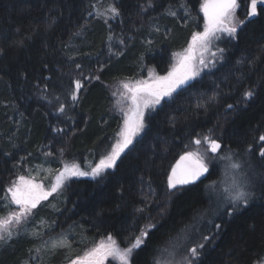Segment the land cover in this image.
<instances>
[{"label": "trees", "instance_id": "obj_1", "mask_svg": "<svg viewBox=\"0 0 264 264\" xmlns=\"http://www.w3.org/2000/svg\"><path fill=\"white\" fill-rule=\"evenodd\" d=\"M237 1L236 18L245 22L235 37L220 40L217 60L145 116L143 132L114 167L100 177L67 179L59 212L35 210L51 222L47 230L38 237L11 238L14 254L1 264L33 261L42 235L60 234L70 224L81 225L92 239L111 234L121 246H130L149 223L155 228L134 250L131 264H154L178 231L210 215L215 202L206 186L221 172V157L231 153L254 164L257 177L264 174V6L258 4L257 15L245 19L242 10L251 0ZM111 2L119 15L69 55L66 46L76 32L98 21L91 0H0V199L21 170L42 161L54 169L61 161L85 166L104 144L116 143L122 117L113 106V84L136 76L141 66L166 72L173 53L200 27L203 0ZM116 37L134 44L118 58L102 55ZM76 80L83 86L74 101ZM249 90L253 96L246 99ZM204 136L221 144L218 153L210 151ZM196 151L205 154L208 175L170 193L166 180L173 162ZM218 214L194 263L264 262V186L256 187L247 205L231 215ZM63 257V250L53 253L55 263Z\"/></svg>", "mask_w": 264, "mask_h": 264}, {"label": "snow or ice", "instance_id": "obj_2", "mask_svg": "<svg viewBox=\"0 0 264 264\" xmlns=\"http://www.w3.org/2000/svg\"><path fill=\"white\" fill-rule=\"evenodd\" d=\"M258 4L264 6V0H251L245 19L257 15ZM180 6L186 7L183 4ZM238 8L237 0H203L200 9L204 17L203 31L192 33L188 48L183 54H175L176 63L172 65L170 70L163 76H152L151 79L137 80L134 83L125 82L122 84L123 91L113 93L114 96L118 97V106L123 105L126 101L130 104L126 110L121 108L124 114V124L119 133L120 139L112 146V150L91 169V172L81 171L75 163L71 165L66 163L55 174L54 182L49 191H44L43 185L34 183L31 179H26L23 176L18 177L17 181L6 190L11 199L5 204V207L11 208V205L14 204L17 208L9 211L6 217H0V241L10 239L13 235L12 226L22 224L37 208L40 201L46 200L49 195L56 192L69 176L91 175L100 177L105 169L114 167L121 153L132 144L133 138L144 127L145 110L154 108L161 102L163 97L171 96L173 92L200 74V68L197 67L192 53L198 48L206 49L219 33H227L231 37L236 36L238 27L245 22L243 20L237 21L235 14ZM107 12L111 13L112 16L119 15V10L113 5H109ZM98 14L103 15L104 13ZM170 14L175 15L176 13L172 12ZM17 43L22 45L23 41H17ZM199 64L203 67L209 66L203 59L199 61ZM76 67L80 68L81 66L77 65ZM95 79H98V77H95ZM81 88V81L76 80L75 89L71 93L74 101L77 99V92ZM252 96L253 92L251 90L244 93L246 99ZM228 107L231 108L232 106L229 105ZM63 108L64 106L61 105L59 111H63ZM260 140L264 141V135L260 137ZM203 142L207 143L212 153H218L222 147L211 136H204ZM201 143L200 139L195 140V144L200 145ZM261 156H264V149H261ZM221 159L232 161V154L228 153ZM184 161L189 163L181 166V162ZM229 168L234 171L235 175H233L230 187L225 189L223 199L229 205L224 211L231 215L240 205H247L250 192L247 190L249 184L247 175L239 171L242 165L239 162H231ZM207 172H209V167L205 162V154L199 151L187 152L180 157V161L173 166L171 173L168 175L167 189L170 193L178 191L184 185L194 184ZM5 200H8L7 195ZM138 211H143V209H138ZM220 227L221 225H216L217 229ZM154 228L155 225L149 223L141 229L140 235L136 237L135 241L124 248H121L112 235L109 234L106 240L102 239L84 256L71 260L70 264H104V261L109 257L118 260L119 264H131L134 250L145 243L149 230ZM208 239V236L203 237L204 241ZM69 246L67 240L63 237L52 240L50 244L51 249ZM203 247L204 244H199L188 249L189 255L182 257L183 264H194L200 256V249ZM37 251H40V249H37Z\"/></svg>", "mask_w": 264, "mask_h": 264}, {"label": "rangeland", "instance_id": "obj_3", "mask_svg": "<svg viewBox=\"0 0 264 264\" xmlns=\"http://www.w3.org/2000/svg\"><path fill=\"white\" fill-rule=\"evenodd\" d=\"M91 2L93 3V9H92L91 14H93V16L97 18L98 21L87 23L85 24L84 27L80 28L76 32L73 39L66 46V52L69 55H74L79 50V47L81 45H86L87 43H89L90 42V40H88L89 36L93 33L100 31L101 27L103 29V26L105 27L109 26V21L114 19L115 17V16H112L111 13L107 12L109 5L114 6L111 0H91ZM249 7L250 5L248 6V9ZM248 9L242 10V12L244 11L248 12ZM98 13H104V14L100 15ZM201 14L202 15H201L200 27L195 31H203L204 17H203L202 11H201ZM227 38H229V35L227 33H219L217 38H215L208 45L206 49L198 48L192 53L197 67L200 68V74L194 77L193 79L199 77L207 68H209L210 65H212L217 60L216 57L219 54V49L221 46L220 40L223 39L224 41ZM110 41H112V44H110ZM110 41H109V46H106L104 48V51L102 54L108 58L109 56L114 57V58H118L119 56H122L129 49V46L132 47L134 44L133 40L124 42L118 37H116L115 39L112 38L110 39ZM188 45L189 43L184 48L179 49L173 53L172 61L169 64V69L166 72L160 73V72L155 71L154 68L151 66H148V67L141 66L140 71L138 72L136 76L131 75L129 78L128 77L126 78L124 76L120 78L117 82H115L113 84V87H115V89L113 90V93H118L120 91H123L122 84L125 82L134 83L137 80L151 79L152 76L165 75L170 70L172 65L176 63L175 54H183L185 50L188 48ZM115 46H116L117 51H115V48H114ZM201 59H203L209 66L208 67L201 66L199 64V61ZM142 64H145V62ZM141 71L142 73H140ZM81 84L83 86L82 81H81ZM183 86H181L180 88H182ZM175 92H173L172 95ZM113 93H112V96H113V102H114L113 103L114 109L122 117V123L117 131V134H119L124 124V114L121 111V108L126 110L129 107L130 102L126 101L123 105L118 106L117 105L118 97L114 96ZM171 96L163 97L161 101L163 99H169ZM157 106L158 104L154 108L146 109L145 116L151 113ZM144 128H145V119H144V127L133 138L132 144L139 137V135L143 132ZM114 144L115 142H112V143L109 142V145L104 144L98 150V153H96V155L93 156V158H96V159L93 160L92 158L91 162L86 161L85 166L80 165L77 161H75L74 163L79 166L81 171L91 172V169L95 167L96 164L99 163L100 159L103 156H106L112 150V146ZM231 162H239L242 165V168L239 171L247 175V178L249 181L247 190L250 192L249 200L251 198V195L253 194V190L256 189V187L258 188V187L264 186V174H261L260 177H257L256 168L254 164H251L248 160H241L240 158L233 157V156H232V161L225 160V162L222 165L221 172L218 170L214 174V178L212 177L210 180H208L209 182H207L208 186H210L211 190L213 191L211 193L212 203L215 202V204H211L212 210L208 213L210 215L207 217L205 216L203 218H199L198 220L191 222L190 224L185 226L183 229L178 231L162 247L158 256H155L154 264H183L182 257L189 255L188 249L194 246H197L199 244H203V237L205 235L208 236L207 233L210 232L211 229L215 226L216 218L219 215L218 213L223 212L224 209L229 206L224 201L223 196L225 194V189L230 187L233 175H235L234 171L229 168V164ZM60 163L61 165H60V168L58 169H54V167L51 166V162H48V164L50 165L49 166L44 161H42L40 164H36L27 169L21 170L19 173H17V175H15L14 179L12 180L9 186H11L14 182H16L18 177L23 176L26 179L33 180L34 183L43 185L44 191H49L52 183L54 182L55 174L64 167V164H66V162H63V161H61ZM76 176H79V175H76ZM70 177H73V176H69L67 179H69ZM67 179L64 181V183L61 185V187L56 192H53L51 195H49L46 200L40 201V203L37 205V208H36L38 209L39 213H44V211L46 210H51V212H59L62 209L63 207L62 200L64 198L62 193H63L64 184L67 181ZM213 182L215 183L213 184ZM6 195L8 196V200H5ZM10 199H11L10 195H8L7 192L5 191L3 197L0 199V217H6L9 211L17 208V206L14 204L11 205V208L5 207V204L8 203ZM221 207H224V208H221ZM36 209L33 210V213L28 218H26V220L22 224L12 226L13 235L11 238H13L14 236L19 237L21 235H25V233L32 235L30 238H33L34 236L38 237L39 233L42 230H47L45 228H47L51 222L49 221L48 218H44V217H41L42 219L39 218L40 216H38L35 213ZM32 219H36V220L32 221ZM42 237L43 238L40 239L39 244L33 248V252L31 253V257L33 261L31 260H27L26 262L23 261L22 264H70L71 260L76 259L77 257L84 256L86 252H88L91 248H93L102 239L106 240L108 236H103V237L92 239L85 233V230L81 225L70 224L60 234H53V235L49 234L48 236H45V237L42 235ZM61 237L65 238L68 242V245L70 246L63 247V248H57V249L64 251L65 257L59 260L58 263H55L53 261V253L57 249H51L50 244L52 240L59 239ZM10 239H7L6 241H0V264L2 260L6 261V259L10 257L9 254L11 253L14 254L13 248H11L8 244ZM117 244L121 248L128 247V245L121 246L118 242ZM37 249H40V251H37ZM104 264H119V261L113 259L112 257H109L104 261ZM261 264H264V262H262Z\"/></svg>", "mask_w": 264, "mask_h": 264}, {"label": "water", "instance_id": "obj_4", "mask_svg": "<svg viewBox=\"0 0 264 264\" xmlns=\"http://www.w3.org/2000/svg\"><path fill=\"white\" fill-rule=\"evenodd\" d=\"M185 153H187V152H185ZM185 153L180 154V155L176 158V160L174 161V163H173L172 166L170 167L169 174L171 173L173 166H175V165L177 164V162L180 161V157L183 156ZM188 163H189L188 161L181 162V166H185V165H187ZM208 167H209V166H208ZM208 173H209V172L205 173L204 176H202L198 181H201L203 178H205V177L208 175ZM169 174H168V175H169ZM167 179H168V177H167ZM198 181H197V182H198ZM197 182H195L194 184H196ZM194 184H191V185H194Z\"/></svg>", "mask_w": 264, "mask_h": 264}, {"label": "bare ground", "instance_id": "obj_5", "mask_svg": "<svg viewBox=\"0 0 264 264\" xmlns=\"http://www.w3.org/2000/svg\"><path fill=\"white\" fill-rule=\"evenodd\" d=\"M173 163H174V162H173ZM169 170H170V169H169ZM209 171H210V168H209ZM168 174H169V171H168ZM167 177H168V175H167ZM205 178H206V177H205ZM205 178H203V179H205ZM203 179H202V180H203ZM202 180H201V181H202ZM198 182H200V181H198ZM198 182H197V183H198ZM166 183H167V180H166ZM189 185H191V184H189ZM189 185H184V186H182V187H186V186H189ZM182 187H181V188H182ZM168 191H169V190H168Z\"/></svg>", "mask_w": 264, "mask_h": 264}]
</instances>
